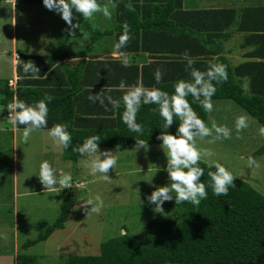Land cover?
<instances>
[{
  "label": "trees",
  "instance_id": "trees-1",
  "mask_svg": "<svg viewBox=\"0 0 264 264\" xmlns=\"http://www.w3.org/2000/svg\"><path fill=\"white\" fill-rule=\"evenodd\" d=\"M16 1L30 4L43 3V0ZM169 3L155 8L157 10L154 14L155 21L140 22L138 13L129 8L124 12L123 6L128 2L120 0L116 4L118 26L112 31H116L120 36L123 31L122 26L127 23L130 36H134V33L141 29L147 31L152 29L164 34L175 33V27H172L173 24L169 19L171 13ZM221 15L216 22L226 24L229 28L226 36L231 37L233 32L230 31L231 29L242 32L244 45L250 50L244 55L245 61L236 66L224 57H218L213 61L226 65L228 78L222 83L213 82L216 92L212 102L231 100L264 127V5L228 8L223 10ZM73 16L82 19V15L76 11H73ZM130 19L136 22L129 24L127 20ZM83 26L84 31L90 34L88 47L101 36L111 33V30L101 32L93 29L85 22ZM84 52H63L49 57L23 56L17 63V74H25L22 65L31 60L40 69L38 76H42L56 61L78 57ZM84 63V61L79 62L80 70L85 67ZM94 65L98 66V75H94L95 80L89 84L90 90L83 89L82 82H79L82 73L77 69L68 75L69 86L46 90L26 85L16 91V99L29 105L47 97L51 98L50 102H47V127L43 129H50L55 124L67 126L72 136V144L67 150H63L64 160L76 163L81 154L73 151L72 148L82 144L91 136L100 137L99 147L112 148L134 146L135 138L143 139L149 145L162 144V141L156 139L161 132L176 133L178 120H174L173 125L165 129L163 118L154 111L157 106L143 103L136 117L137 123L143 126V134L130 131L121 118L124 110L121 100L123 92L118 86L123 81L128 86L142 84L146 88L155 87L172 94L176 81L181 79L191 81L190 71L185 69L183 63H167V71L162 75L159 83L155 78L149 80L142 70L138 73L137 68H134V73L129 70V76L126 78H117L116 75H119L123 66L120 61L104 60ZM197 65L199 64L193 66L199 69ZM86 68L88 70L89 66ZM46 82L27 81L30 84L40 85ZM18 83L20 85L26 81H18ZM101 89L105 96L111 95L114 99L121 100L120 108L114 110L108 104L105 110L99 102L93 103L88 99L90 94H96ZM1 93L3 94L1 104L7 107L13 101V93L6 84L2 86ZM188 100L198 117L206 124L209 112H206L191 96ZM16 126L24 129L23 125ZM261 154H264V144L253 156ZM199 166L204 170L201 182L206 185L208 196L198 207L187 202L176 205L173 198L172 201L167 202V205L176 215L175 221L150 220L144 225L142 240H134L124 233L102 242L96 255L70 256L61 264H264V196L246 181L238 178H235L236 186L229 188L227 196H216L209 186L210 178L207 175L215 168L202 161L199 162ZM75 203V192H66L55 221L35 239L25 241L21 249L27 250L47 240L55 230L63 228ZM14 264L38 263L34 255L18 253L14 258Z\"/></svg>",
  "mask_w": 264,
  "mask_h": 264
},
{
  "label": "rangeland",
  "instance_id": "rangeland-1",
  "mask_svg": "<svg viewBox=\"0 0 264 264\" xmlns=\"http://www.w3.org/2000/svg\"><path fill=\"white\" fill-rule=\"evenodd\" d=\"M231 1L237 5L242 2L247 6L264 5V0ZM37 8L31 10L24 5L17 8L16 37L21 47L30 43L33 49L44 48L46 52L77 47L71 43L68 45L70 39L62 36L68 32L69 26L63 27L64 20L57 16L58 13L45 6ZM11 25L10 6L0 0V44L7 50L11 47ZM241 40L242 36L236 35L229 42L232 56L240 51ZM245 49L250 50L249 47ZM6 60L3 79L11 77ZM212 104L206 125L211 128L212 121H215L218 126H226L231 130V138L210 142L215 132L209 137L196 138L198 149L215 153L201 161L211 166L216 161L220 162L234 177L246 181L264 196V154L253 156L264 144V136L259 131L262 126L231 100H215ZM240 116L247 117L248 126L237 133L235 121ZM22 134H18L14 143L10 132L0 133V264H14L9 257L16 253L34 255L38 264H61L70 256L96 255L102 242L124 233L134 240H142L144 225L150 220H176L168 201L162 205L164 213L160 214L153 211L155 205L147 200L156 187L170 184L168 174L163 170L167 158L161 144L149 145L147 152L142 148L135 152V145L98 146L100 151L111 150L117 158L115 168L107 173L111 180H105L100 173L91 174L86 156L81 155L76 163L64 161L63 149L48 132L32 133L27 144L23 143ZM48 148L54 150L52 154H48ZM249 156L255 159V165L249 166ZM43 161L50 163L57 179L70 174L72 179L83 184L61 188L57 183L46 190L38 177ZM68 191L75 192L76 203L64 227L55 230L47 240L22 250L21 245L25 241L35 239L55 221L62 198ZM97 196L103 200V207L99 213L89 212L87 215L91 205L86 206V211L83 202Z\"/></svg>",
  "mask_w": 264,
  "mask_h": 264
},
{
  "label": "clouds",
  "instance_id": "clouds-1",
  "mask_svg": "<svg viewBox=\"0 0 264 264\" xmlns=\"http://www.w3.org/2000/svg\"><path fill=\"white\" fill-rule=\"evenodd\" d=\"M44 6L51 11L61 15V18L66 22L68 32L71 36L75 35V30L80 29L79 23H73V9L82 15L84 19H91L94 14L102 13L106 19H111V12L107 4L101 5L98 0H43ZM131 10V5H128ZM122 34L119 36L118 42L114 44V56L121 60L124 67L130 66V61L127 55L120 50L127 46L131 39L130 28L127 23L123 26ZM83 35V33H82ZM188 56L187 51L184 53ZM192 59L187 60L186 69L190 71L191 81L178 80L174 84V92L169 94L159 88H146L142 84L128 86L121 81L119 89L123 92V113L122 121L127 128L135 133L143 134V126L136 121L137 113L140 110L141 104H154L157 106L154 111H157L164 120L163 127L169 129L173 125L174 120L179 121V126L175 134L168 131L161 132L156 137L162 141L161 148L167 158V165L163 169L168 174L170 184L163 187H156L152 193L147 196L150 204H154L153 211L155 213H164L162 205L166 201L175 200V204L191 203L194 206H199L202 200L207 199V187L201 182V177L204 175V170L199 166L202 159H206L215 155L211 150H200L195 146L196 138H204L213 135L215 137L210 142H215L219 139H230L231 130L226 126H218L215 121H212V126L209 128L205 122L200 119L197 113L193 110L188 97L193 100L206 111L211 112L213 109L212 97L216 92L215 84L227 81L228 72L224 64L218 62H209L205 71H201L194 66ZM25 74H32L34 78H39L40 69L31 60L26 61L22 65ZM162 79V73L159 69L155 72V80L159 83ZM50 97L35 102L34 104H26L24 101L14 98L7 105L9 110V121L13 125H23L22 141L27 144L31 134L34 131L47 127L48 106ZM93 103L99 102L101 106L107 110V105L118 109L121 106V100L114 99L111 95L105 96L103 89L96 94H90L88 97ZM107 101V104H106ZM248 126L247 117H237L235 128L237 133H240ZM260 134L264 136V127L260 128ZM49 136L63 150H67L72 144L71 133L67 130L64 124H55L48 130ZM238 138H242L239 137ZM99 136H91L86 138L82 144L72 148L73 151L86 156V165L90 168L91 174L100 173L105 180H111L107 173L115 168L117 158L111 150L100 151L98 148ZM136 143L134 151H139L141 148L147 152L149 144L143 139L135 138ZM103 157V159H102ZM249 166L256 164L253 157L248 158ZM214 171L208 172L210 178V187L213 194L216 196H227L230 187H235L234 180L236 177L220 162L213 163ZM160 169H157V171ZM39 180L44 188H53L57 183L61 188L72 187L71 175L65 174L57 179L55 170L48 161H43L40 164ZM79 187V186H78ZM60 188V189H61ZM175 193V196H173ZM85 210L86 206L91 205L89 212L99 213L103 207V200L100 196L95 199H89L83 202ZM98 205V206H97ZM6 238V237H5Z\"/></svg>",
  "mask_w": 264,
  "mask_h": 264
},
{
  "label": "crops",
  "instance_id": "crops-1",
  "mask_svg": "<svg viewBox=\"0 0 264 264\" xmlns=\"http://www.w3.org/2000/svg\"><path fill=\"white\" fill-rule=\"evenodd\" d=\"M120 0H98V3L102 6L107 4L109 11L111 12V19H106L102 13H96L91 19L80 20L77 16H73L74 23L80 24V29L77 28L75 35H68V32L62 34L70 41L67 44L76 45L74 49H62L58 52L45 51L44 48L33 49L31 44L28 43L25 47H21L17 40L16 33V12L19 6H27L31 10L38 9L39 6H44L43 3H23L16 0H4L6 5L11 9V23H12V35H11V47L7 50V47H3L0 44V107L3 114L0 115V133L10 132L13 137V142L17 141L19 133L23 132V129L17 128L13 125L9 119V110L1 104L3 94L1 88L6 84L8 89L13 93V99L16 98V91L18 88H24L26 85L37 89H58L61 87L69 86L68 75L77 69L80 70L79 62L84 61L85 67L80 72L79 82H82L84 90H90L89 84L95 80L94 75H98V66L94 63L98 61L111 60L120 61L117 56H114V44L118 42L119 34L116 31H112L117 28L118 20L116 16V4ZM122 1V0H121ZM128 4H124V12H127L128 5H131V10L139 14L140 22L155 21L154 14L157 12L155 9L157 6L168 5L170 0H126ZM234 4L230 0H171L169 5L171 6V13L169 19L175 27V33L167 32L163 33L156 30H139L134 36H131L127 46L120 51L125 53L130 61L129 67L121 66L119 75L117 78L123 79V77L129 76L128 72L134 73V68L138 69V73L142 70L149 80L155 78V72L159 69L164 75L167 71V63H183L187 65V60L190 58L194 61V64H199V70L205 71L209 65V62H213L218 57H224L236 66L245 61L244 55L247 53L245 49L244 40H241V45L238 46L239 52L233 53L230 50L229 42L233 36H242V32H236L235 29L230 31L231 37H227L229 28L226 24L222 25L216 22L220 19L221 12L228 8L245 7L244 4ZM45 11L46 8H45ZM75 11V9H73ZM57 16L61 17L60 14ZM132 19L127 20L129 24L134 23ZM87 23L91 28L98 29L101 32L111 30L108 35H103L99 40L92 43L90 47V34L84 31L83 23ZM125 23V22H124ZM63 27H68L64 21ZM83 33V35H82ZM61 36V37H62ZM246 50V52L244 51ZM85 51L84 54L73 57L71 59L58 60L51 65V67L39 78H34L32 75H18L17 63L20 57L23 56H40L49 57L53 54H60L63 52H79ZM187 51L188 56L185 57L184 53ZM234 57L232 59V57ZM239 57V58H237ZM6 59H8L9 68L11 71V77L4 78V66H7ZM234 59H238L237 62L232 63ZM91 63V64H89ZM87 66H89L87 70ZM187 70V69H186ZM172 73V72H170ZM176 74V73H175ZM47 81L45 84H30L27 81ZM81 80V81H80ZM18 81H26L24 84L18 83ZM115 81H117L115 79ZM82 89V90H83ZM49 129H40L34 132H48ZM33 132V133H34ZM50 151L48 154H52L54 150L48 148ZM47 152V151H46ZM56 154V152H55ZM59 155V153H58ZM81 157V156H80ZM64 160V159H63ZM67 161V160H64ZM72 184H83V182L71 179ZM15 253V252H14ZM18 253L9 257L14 260ZM1 260V259H0Z\"/></svg>",
  "mask_w": 264,
  "mask_h": 264
},
{
  "label": "built area",
  "instance_id": "built-area-1",
  "mask_svg": "<svg viewBox=\"0 0 264 264\" xmlns=\"http://www.w3.org/2000/svg\"><path fill=\"white\" fill-rule=\"evenodd\" d=\"M10 114H8V117H9Z\"/></svg>",
  "mask_w": 264,
  "mask_h": 264
}]
</instances>
